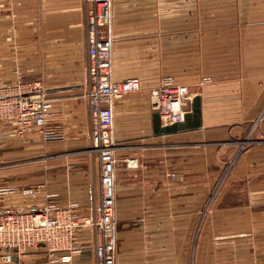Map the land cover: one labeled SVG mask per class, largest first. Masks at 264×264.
<instances>
[{
  "label": "crops",
  "instance_id": "1",
  "mask_svg": "<svg viewBox=\"0 0 264 264\" xmlns=\"http://www.w3.org/2000/svg\"><path fill=\"white\" fill-rule=\"evenodd\" d=\"M86 1L0 0V84L37 83L65 136L10 138L15 127L0 124V138L12 142L0 145V157L15 145L47 149L23 163L39 173L32 184L0 194V209L77 204L88 219L102 201V163L90 145L84 98ZM110 2L113 78H137L143 89L114 105L115 264H264V0ZM167 77L187 87L192 101L201 97V130L154 135L148 90ZM223 146L235 152L230 167L240 172L244 206L214 210L203 225L216 180L202 177L200 150L218 154ZM4 185L0 180V191ZM97 240L94 229L83 227L68 249L12 250L13 264H95Z\"/></svg>",
  "mask_w": 264,
  "mask_h": 264
},
{
  "label": "built area",
  "instance_id": "2",
  "mask_svg": "<svg viewBox=\"0 0 264 264\" xmlns=\"http://www.w3.org/2000/svg\"><path fill=\"white\" fill-rule=\"evenodd\" d=\"M111 18L110 0L85 2L87 61L84 98L90 112L91 147L99 154L102 163V201L88 219L82 217L77 204L67 209L32 207L28 213L0 209V259L6 264L14 263V249H68L78 240L83 227L94 229L98 237L95 264H115L118 240L115 187L118 146L114 138V105L117 100L143 89L137 78L122 82L113 78ZM39 90L37 83L0 84V124L15 127L7 135L10 138L35 134L45 142L65 138L55 124L58 113L54 104ZM148 96L153 111L160 114L163 125L183 121L190 111L193 98L187 87L177 85L171 77L165 78L160 87L148 90ZM7 136H1L0 140ZM13 190L4 188L0 194L5 195ZM27 193L32 194V191ZM70 259V256L62 257L63 262Z\"/></svg>",
  "mask_w": 264,
  "mask_h": 264
},
{
  "label": "rangeland",
  "instance_id": "3",
  "mask_svg": "<svg viewBox=\"0 0 264 264\" xmlns=\"http://www.w3.org/2000/svg\"><path fill=\"white\" fill-rule=\"evenodd\" d=\"M5 84L13 85L14 83ZM240 115L242 120L246 116V110L242 109L240 111ZM262 118H264V113L262 115ZM255 125L252 130L256 129ZM0 142V145L2 144V146H4V144L6 145L7 143H10L11 139L3 138L2 140H0ZM82 144H86V140L85 142L82 141ZM240 144L241 145L238 146L244 147L246 145V143L244 145H242V143ZM20 146V149H18L16 145L9 150L7 149V151L5 149L4 154L0 157V165L5 166L3 168H0V180L5 184L4 187L9 190L16 189L17 183H24L26 184V186L32 184L33 176L37 177L39 172L38 170L33 169L32 165H24L23 163L36 160L38 154H43L47 150L46 143H38L34 149V151L37 152H33L29 146ZM224 146L220 148V152H218V154L213 153L212 149L209 151L207 150L206 152L205 150H200V168L202 177L212 178L216 180L215 184L210 187L208 197L209 200H207L206 204L204 205L203 211H205L204 216H202L203 225L208 223V220H210V215L214 210H238L243 208L242 206H244V203H241L240 201L241 195L244 193V187H242L239 180L240 172L237 171L238 169H235L234 166L230 167V164L232 162L230 161V159L235 154V152L227 148L224 149ZM117 149H120L119 146ZM35 154L37 155L35 156ZM226 161L229 162L223 164V162Z\"/></svg>",
  "mask_w": 264,
  "mask_h": 264
},
{
  "label": "water",
  "instance_id": "4",
  "mask_svg": "<svg viewBox=\"0 0 264 264\" xmlns=\"http://www.w3.org/2000/svg\"><path fill=\"white\" fill-rule=\"evenodd\" d=\"M203 128L202 99H193L191 110L185 114L184 120L170 125H163L160 114H153V133L155 136H169L180 133L198 131Z\"/></svg>",
  "mask_w": 264,
  "mask_h": 264
}]
</instances>
